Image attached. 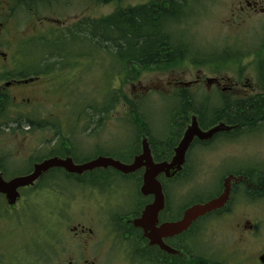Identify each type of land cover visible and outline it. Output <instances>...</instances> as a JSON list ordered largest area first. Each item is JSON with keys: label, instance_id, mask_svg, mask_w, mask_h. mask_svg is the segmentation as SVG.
<instances>
[{"label": "flooded vegetation", "instance_id": "af4514ba", "mask_svg": "<svg viewBox=\"0 0 264 264\" xmlns=\"http://www.w3.org/2000/svg\"><path fill=\"white\" fill-rule=\"evenodd\" d=\"M51 2L0 0V137L6 141L11 135L21 134L24 140L18 143L0 141V177L4 182L29 176L37 164L51 158L70 159L72 164L81 165L99 157L92 158V155L76 152L72 132L77 128H60L50 123L33 127L26 116L30 111L16 110L15 107H23L24 103L39 106V94H46V91H41L36 83L60 81L62 88L74 77L72 69L79 68L80 61L81 67L95 62L93 54L79 58L78 53L83 50L74 46V41L70 46L63 41L94 34V30L79 31L78 25L62 34L57 33L55 29L63 22L51 13H40ZM15 6L23 8L37 25L32 24L25 33L13 27L11 19L15 17ZM258 7L257 1L244 0V6L239 4V12L242 14L246 9L263 12ZM41 22L45 26H39ZM13 34L58 35L49 45L41 41L40 50L43 53L37 59L30 56L31 47L23 48L26 52L22 61L14 49ZM246 44L250 45L251 41ZM26 45H30L29 41ZM238 50L232 49V58L244 60L239 57ZM241 50L248 52L246 57L250 56V49ZM257 50L254 49L250 59L254 58ZM54 60L56 62H52ZM102 65L106 68V64ZM263 66L262 62L256 65L241 62L228 66L255 68L252 81H242L238 76L227 78L226 73H214L210 78L171 79L165 84L157 83L155 91L170 107L171 116L165 123L167 130H160L158 137L152 139L153 163L171 162L174 149L193 118L202 131L212 127H204L208 112L202 113V103L207 108L212 103H221L225 97L247 98L249 101L259 99L257 80ZM139 107L144 108L140 104ZM193 107L198 108V114L191 112ZM253 120L250 122L252 125L234 124L230 131L214 134L207 140L194 138L180 169H165L157 174L155 179L160 185L163 204L145 221V211L155 205L156 197L152 193L141 192L143 169L138 170L141 174L137 171L93 175L89 172L75 174L62 167H53L39 174L32 183L18 186L15 197L8 199L0 193V264H229L223 260L221 246L204 234L205 226L211 217H229L233 213L232 207L242 204V199L252 201L264 198V164L258 162L260 165L254 166L249 165V161H235L219 171L218 185L213 186L216 187L215 192L211 191L212 188L203 191L202 187L191 185V154L195 149L202 153L216 140L233 144L240 142L246 134L264 136V113L257 112L256 116L254 113ZM88 127L82 130L89 131L91 128ZM38 130L51 132L50 138L42 143H25ZM68 130L71 136L62 137L63 131ZM95 130L93 127V132ZM142 140L141 135L140 142ZM55 145L57 147L53 148ZM164 151L173 152L169 159L164 158ZM227 179L231 191L221 209L199 217L180 233L167 236L157 233L163 225L180 221L188 208L219 197ZM187 184L190 186L186 187ZM180 190H183L182 197L178 196ZM138 221L142 222L141 225L137 224ZM228 231L235 243L224 251L241 256L243 264L250 261L264 264L260 261L264 248L253 253L247 246L248 242L253 245L257 231L253 223L240 220L229 226Z\"/></svg>", "mask_w": 264, "mask_h": 264}, {"label": "rangeland", "instance_id": "374dc122", "mask_svg": "<svg viewBox=\"0 0 264 264\" xmlns=\"http://www.w3.org/2000/svg\"><path fill=\"white\" fill-rule=\"evenodd\" d=\"M152 1L160 2L161 0H123L109 4H96L95 0H52L50 6L43 7L40 13L41 15L51 13L60 19L63 25L59 26L55 31L62 34L64 31L78 26L83 19H99L111 14L118 7H135ZM255 1L258 2L260 6L258 8L262 9L263 12L258 9L255 11L246 9L241 14L239 12V4L242 3L244 6V0H183V2H176L171 7L172 12L176 16H180V20L183 21L172 24L171 21L167 20L163 24V30H165L166 34L171 29L175 34L185 31L181 35L183 40L195 48L194 52L201 54L206 50H213L214 48H216L215 50H220L226 46L242 49L246 46L245 41L248 38L250 41H254V48L263 50L264 0ZM184 3L190 4L188 10L185 9ZM15 11V17L11 19L13 27L25 33L29 27L37 25V22L31 21L23 8L17 7ZM187 13L188 15H186ZM42 24L44 22L39 23V26H45ZM48 28L42 29L46 30ZM56 35L58 34H27V36H24V34H13L12 37L15 38L14 49L23 61L24 57L22 55H25L26 52L24 49L31 47L29 54L32 58L37 59L43 53L40 50L41 41H43L42 44L49 45ZM178 37L175 35L176 39ZM27 41H29L30 45H26ZM233 43L236 45H233ZM80 49L87 51L88 46H80ZM187 52V55H192L190 48H187ZM222 53L225 52L217 51V54ZM196 60L202 62V56L196 57ZM94 61V64L88 66L86 64L82 67L80 61L79 68H81L72 69L74 77H71L62 88L60 81L36 83L40 86L41 91H46V94H39L41 98L40 105L28 106V103H24L23 107L16 105V110L26 111L28 109L27 111H30V113L26 114V116H28V121L31 122L33 127H37V122H46L60 126V128H77V130L72 132V139H74V144L77 146L76 152L79 154H89L93 157L95 149L99 153L111 156H115V153H122V150H124L123 153H126L130 144L127 128H131V126L128 124L125 105H119L113 115H105L98 127L95 126L98 115L96 116L93 111L89 110L91 115L90 117L88 116V106H94L95 103L101 106L105 101V95H108L111 83L116 79L110 75L108 66L110 59L108 56L102 55L101 59L99 57L95 59L94 57ZM100 61L104 62V65L106 64V68L100 66ZM52 62H56V60ZM254 73L253 68H245L241 72L239 69L235 70L233 68L231 71L226 72V77L237 78L238 76L242 78V81L246 79L252 81ZM213 74L207 67L193 64L182 65L173 70H152L144 72L140 76L138 83L136 81L132 85L125 87L124 91L130 97H134L138 106L140 104L144 107L143 109L140 108L141 112L147 114V109L151 111L152 135L158 137L157 132L163 130V125L168 123L171 112L170 107L165 110L166 104H163L162 99L159 98L160 95L155 91V85L157 83L165 84L171 79L187 81L194 80L197 77L202 79L210 78L214 76ZM117 85L118 83L116 84L115 82L113 87L118 88ZM146 87L149 88L147 91L142 90ZM65 90L68 91L65 93ZM86 127L91 129L89 131L82 130ZM93 127L96 129L94 132ZM68 132L69 130L63 131L62 137L71 136V133L68 135ZM50 136L51 132L47 130L34 131L29 139L25 140V143H42L45 139H49ZM1 137V142L18 143L23 140L21 134L11 135L10 139L6 141H2ZM56 147L57 145L53 146V148ZM195 150L191 154L193 166L191 185L193 187L200 186L203 191H209L212 188L211 191L215 192L216 187L213 186L216 183L218 185L219 171L222 168L229 167L228 165L235 161H249L250 163L248 164H253L254 166L260 165L258 162L264 164L263 135L246 134L240 142L233 144L228 141L216 140L211 146L204 148L202 153L201 150ZM110 172L111 170L107 169L105 174ZM102 173L96 171V175H102ZM188 186L190 185L187 184L186 187ZM182 192L183 190H180L178 196L182 197ZM238 205L232 207L233 213L229 217L209 218V224L207 223L204 231L207 237L215 239V243L221 246L223 260L228 261L229 264H243L241 256L224 251L232 243H235L231 233L228 231L229 226L231 227L235 222L240 220L249 221L257 228L253 245L251 246L250 242L247 243L250 252L257 253L264 248V199L252 201L242 199V204ZM247 264L254 263L250 261Z\"/></svg>", "mask_w": 264, "mask_h": 264}, {"label": "trees", "instance_id": "16d2710c", "mask_svg": "<svg viewBox=\"0 0 264 264\" xmlns=\"http://www.w3.org/2000/svg\"><path fill=\"white\" fill-rule=\"evenodd\" d=\"M111 1L121 2L123 0H95V3L108 4ZM176 2H183V0H161L135 7H118L108 16L95 19L91 23L88 20L80 23L79 31L93 29L94 34H84V36L67 39V41L63 39L69 46L73 41L74 46L79 48L83 45L88 46V52L83 50L78 53L79 58L89 57L90 54H93L95 59L96 57L101 59L100 54L108 55L110 58L109 72L112 77L119 80V87H113L116 79L113 80L108 95H105L104 103L101 106L96 103L94 106L89 105L88 110L98 115L95 121V126L98 127L105 115H113L121 104L126 106L128 124L135 134H133V145L129 147L130 149L128 148V156L120 154L116 157L123 162L130 161L131 157L139 152L141 135L149 140L152 139V128L148 123V118L144 117L135 100L126 94L124 88L136 82L144 72L166 71L184 65L186 62L197 64L196 60L191 59L195 57L194 54L187 55L189 46L184 43L182 36L170 34V31L166 34L163 30V24L167 20L172 24L180 21V16H176L171 8ZM183 5L188 7L186 3ZM88 23H90L89 27H87ZM175 35L179 37L176 39ZM233 56L230 51L222 54L204 52L202 63L199 64L206 63L205 65L212 73L227 72L232 69L228 68L229 65H235V63L238 65L242 62L241 59H233ZM246 56L244 52L239 55L240 58ZM255 62H261L259 51L255 53ZM100 66L102 67L101 61ZM259 74L260 83L258 84H260L261 96L259 99L249 101L248 99L225 97L220 104H210L206 106L207 108L203 104L202 113L208 112L205 116L204 127L212 126L220 121L231 125L238 123L240 126L252 125L250 122L254 121V113L255 116L257 112L264 113V66L259 70ZM195 112L198 113L196 110ZM47 125L45 122H37V126ZM150 144L153 145L151 142ZM170 154L171 151L163 152L164 158Z\"/></svg>", "mask_w": 264, "mask_h": 264}, {"label": "water", "instance_id": "95a60500", "mask_svg": "<svg viewBox=\"0 0 264 264\" xmlns=\"http://www.w3.org/2000/svg\"><path fill=\"white\" fill-rule=\"evenodd\" d=\"M226 130H228V127H226L224 124H219L206 132H202L197 128L195 121H193L192 125L185 132L179 146L174 150L175 156L173 157V160L170 164L153 163L148 144L145 140L142 141L141 153L138 156L134 157L133 161L129 164H124L109 157H98L90 162L81 165L72 164L70 159L62 160L58 158H52L40 164H37L34 167V172L29 176L17 178L10 182H4L0 177V193L5 194L8 199L13 196L15 197L16 188L18 186L32 183L39 174L52 167H62L68 172L77 174H80L84 171H90L95 168L107 167H111L124 174H127L133 173L140 168H144L141 192L143 194L152 193L156 197L155 205L147 208L145 211V214L143 216V221H145L151 214H155L157 209H161L163 204L160 186L155 179L157 174L165 171V169H172L173 167L178 169L183 162L184 154L188 148V145L194 137H197L199 140H207L210 139L214 134ZM229 189L230 186L226 181L224 190L219 197L214 198L206 203L190 207L185 211L183 218L180 221L163 225L157 230V233L167 236L184 231L193 221H195L200 216L221 208L227 201ZM141 223V221L137 222V224L139 225H141Z\"/></svg>", "mask_w": 264, "mask_h": 264}]
</instances>
